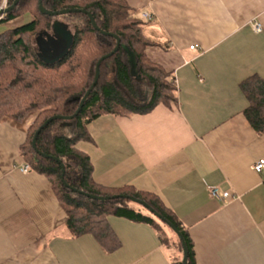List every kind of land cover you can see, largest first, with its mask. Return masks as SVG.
Wrapping results in <instances>:
<instances>
[{
	"label": "crops",
	"instance_id": "obj_1",
	"mask_svg": "<svg viewBox=\"0 0 264 264\" xmlns=\"http://www.w3.org/2000/svg\"><path fill=\"white\" fill-rule=\"evenodd\" d=\"M127 1L151 16L147 53L175 75L178 102L89 123L92 140L78 147L95 181L159 196L188 228L196 264H264V173L253 169L264 133L247 119L241 87L264 79V0ZM34 118L0 117V264H174L176 250L146 222L109 216L114 251L64 230L67 212L49 179L21 170ZM215 186L232 198L213 197Z\"/></svg>",
	"mask_w": 264,
	"mask_h": 264
},
{
	"label": "trees",
	"instance_id": "obj_2",
	"mask_svg": "<svg viewBox=\"0 0 264 264\" xmlns=\"http://www.w3.org/2000/svg\"><path fill=\"white\" fill-rule=\"evenodd\" d=\"M4 1L0 0V7ZM42 1L44 7L52 11L86 9L100 27L96 29L89 15L83 12L43 14L39 0H19L12 11L0 15V24L25 15L29 17L0 32V117L22 122L30 115L35 116L20 153L31 170L45 175L51 182L67 212L64 230L71 237L92 234L105 250L114 251L120 247V241L109 223V216L146 222L159 232L163 244L176 250L173 263L183 264L182 239L168 224L170 222L186 241L187 264H196L188 228L159 196L131 185L109 188L98 184L93 177L90 156L78 147L79 142L92 140L88 125L101 115L146 114L158 104L171 106L178 102L175 75L147 53L154 41L145 33V18L127 0ZM13 2L6 0V6ZM55 25L68 28L74 40L63 57L48 62L35 51L31 37L38 40L39 36L48 35L50 39L43 44L49 47L52 41L63 38ZM101 30L118 35L120 48L102 62L99 80L80 113L72 119L53 120L39 133L35 148L32 143L35 132L52 116L75 114L95 80L98 60L114 50L117 39ZM241 87L249 99L245 115L258 133H264V79L252 76L243 81ZM43 154L61 160L66 168L63 178L62 164ZM81 191L111 199L96 200ZM114 195L144 200L166 221L142 204L124 197L113 198Z\"/></svg>",
	"mask_w": 264,
	"mask_h": 264
},
{
	"label": "water",
	"instance_id": "obj_3",
	"mask_svg": "<svg viewBox=\"0 0 264 264\" xmlns=\"http://www.w3.org/2000/svg\"><path fill=\"white\" fill-rule=\"evenodd\" d=\"M19 3V0H14L13 4H11L10 6H6V7H0V15H4L5 13H8L9 11H12L16 6L17 4ZM39 9L41 11V13L43 14H47V15H51V16H56V15H63V14H67V13H73V12H83V13H86L89 15L91 21H92V24L94 25V27L98 30H100V27L98 26L93 14L91 12H89L88 10L86 9H79V8H68V9H63V10H60V11H52V10H48L47 8L44 7L43 5V1L42 0H39ZM56 26V29L59 31L60 34H62V36L64 37V39L66 40V45L64 47H62V45L60 44L61 41H56L55 43H57V46L59 45L60 46V49H61V53H59L55 58H45V55L44 53L41 55L42 58H45L46 61L48 62H55L57 60H59L61 57H63L68 51L69 49L72 47V44H73V40H74V36L73 34L71 33V31H69L68 28L66 27H61L59 25H55ZM101 32L103 34H106V35H112L114 36L116 39H117V44L114 48V50L106 55H104L103 57H101L98 62H97V65H96V75H95V80L93 82V84L91 85L90 89L86 92V94L83 96V98L81 99L80 101V104H79V107L78 109L76 110L75 114L74 115H70V116H64V115H55V116H52L50 118H48L41 126L40 128L35 132V135L33 137V146L35 148H37V138H38V135L39 133L41 132V130L43 128H45L46 126H48L53 120H56V119H72L75 115H78L82 109V107L84 106L85 104V101L87 99V97L90 95L91 91L94 89L97 81L99 80V77H100V67H101V64L102 62L111 57L112 55H114V53H116L118 51V49L120 48V45H121V38L114 34V33H110V32H106L104 30H101ZM45 157H52L54 158L55 160H57L58 162H60L62 164V178L64 177V174H65V165L61 162V160L57 157H54V156H50L48 154H43ZM75 191H78L76 188H73ZM81 193H84L86 194L87 196L93 198V199H96V200H109L111 199L110 196H98V195H95V194H90V193H85L83 191H81ZM118 197H124V198H128V199H131L132 201L134 202H137V203H140L142 204L143 206H145L146 208H148L151 212L155 213L158 217L162 218L163 220H165L163 218V216L157 212H155V210L144 200H141V199H138L134 196H129V195H114L113 198H118ZM166 221V220H165ZM168 224L179 234L180 238L182 239V243H183V249H184V256H183V264H187L188 262V246L186 244V241L183 237V235L181 234V232H179L177 230V228L170 222H168Z\"/></svg>",
	"mask_w": 264,
	"mask_h": 264
},
{
	"label": "rangeland",
	"instance_id": "obj_4",
	"mask_svg": "<svg viewBox=\"0 0 264 264\" xmlns=\"http://www.w3.org/2000/svg\"><path fill=\"white\" fill-rule=\"evenodd\" d=\"M28 18L29 17L25 15L23 17H19V18L15 19L11 22L0 24V32L3 31L7 27L16 26V25L22 23L23 21L27 20ZM31 38H32V44H33L35 51L41 55L44 53L45 58H51L52 59V58H55L59 53H61L60 46L59 45L57 46V43H55L54 41L51 42L49 47L43 44L50 39L48 35L43 34V35L39 36L38 40L35 39V36H33ZM60 41H61L60 44L62 45V47H64L66 45V40L64 39V37L61 38Z\"/></svg>",
	"mask_w": 264,
	"mask_h": 264
},
{
	"label": "built area",
	"instance_id": "obj_5",
	"mask_svg": "<svg viewBox=\"0 0 264 264\" xmlns=\"http://www.w3.org/2000/svg\"><path fill=\"white\" fill-rule=\"evenodd\" d=\"M1 7H6V0L4 1V3L2 4ZM143 17H146L148 19L151 18V16L149 14H143ZM0 19H1V16H0ZM253 28L257 31V32H260L262 30V26L260 24V22L258 21H255L253 23ZM191 49H195L197 46L196 45H192L190 46ZM253 169L259 173H264V158H261L259 160H257L255 162V164L253 165ZM21 170L23 172H29L31 170L30 168V165L29 164H24L22 167H21ZM211 195L217 199H230L232 198V194L231 192H220L219 188L218 187H213L211 189Z\"/></svg>",
	"mask_w": 264,
	"mask_h": 264
}]
</instances>
